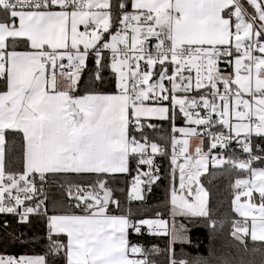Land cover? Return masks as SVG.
Segmentation results:
<instances>
[{
	"label": "snow or ice",
	"instance_id": "1",
	"mask_svg": "<svg viewBox=\"0 0 264 264\" xmlns=\"http://www.w3.org/2000/svg\"><path fill=\"white\" fill-rule=\"evenodd\" d=\"M37 221L0 264H264V0H0V247Z\"/></svg>",
	"mask_w": 264,
	"mask_h": 264
},
{
	"label": "trees",
	"instance_id": "2",
	"mask_svg": "<svg viewBox=\"0 0 264 264\" xmlns=\"http://www.w3.org/2000/svg\"><path fill=\"white\" fill-rule=\"evenodd\" d=\"M131 10V9H130ZM156 123H159L158 121H154ZM177 125H181L183 123L182 120H177ZM161 127L165 130L164 135L170 134L171 125L167 122H164L161 124ZM233 147H235V144H233ZM239 151V150H237ZM161 163H163L165 166L167 165V160L161 159ZM11 167L16 168L17 165L11 164ZM210 172H224V175H217L216 179L212 182L211 185H208L205 181V178L207 177V173L204 174V177H202V182H205L206 187H210L212 196L211 200L214 203V206H216V201H222V204L219 205V214H224L226 212H230V199H231V190L229 185L234 182L235 178H237V175L239 173H232L228 174L227 169H214L213 167L209 168ZM133 175H135V172H133ZM130 178L131 176H125L121 180L119 187L125 188V193L121 196V199H125L126 197V190L127 187L130 186ZM149 200L150 204L153 207L158 208V210L163 211V202L165 200V191L164 186L161 187H154L153 192L149 194ZM135 205V202L133 204ZM33 230L37 235L42 237L39 243L36 244H29L26 247H9L7 251L5 252L4 248L0 247V254H8V255H42L45 251V245L46 240L43 239L46 227L43 221H37L34 225ZM32 234L31 232L29 233ZM193 239L195 241L200 242V247L198 249L195 248H185V251L190 252L193 256L197 255V253L201 255H207V244H208V229L206 227H197L194 228L191 233ZM135 239V237H133ZM140 242L145 243L146 245H150L152 243H159L161 247H163V241H156L152 240L150 237H143L141 238ZM232 241L230 237H228L227 232L221 234L219 239L216 241V248L218 251H223L227 248V246L231 245ZM249 245L252 246V242L249 241ZM163 259V257H161Z\"/></svg>",
	"mask_w": 264,
	"mask_h": 264
},
{
	"label": "built area",
	"instance_id": "3",
	"mask_svg": "<svg viewBox=\"0 0 264 264\" xmlns=\"http://www.w3.org/2000/svg\"><path fill=\"white\" fill-rule=\"evenodd\" d=\"M155 41H153L154 43ZM221 67H223V65H221ZM257 143H259V141H256ZM216 150H213V153L215 154ZM157 162L158 163H161V158L160 157H157ZM132 178V177H131ZM131 178H130V181H131Z\"/></svg>",
	"mask_w": 264,
	"mask_h": 264
},
{
	"label": "rangeland",
	"instance_id": "4",
	"mask_svg": "<svg viewBox=\"0 0 264 264\" xmlns=\"http://www.w3.org/2000/svg\"><path fill=\"white\" fill-rule=\"evenodd\" d=\"M80 30H81V31L83 30V26H81ZM177 126H178V127H182V126H184V122H183L181 125H177ZM177 135H179V134H177ZM205 150H207V149H205ZM210 167H212L211 164L209 165V168H210Z\"/></svg>",
	"mask_w": 264,
	"mask_h": 264
}]
</instances>
